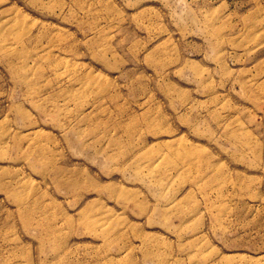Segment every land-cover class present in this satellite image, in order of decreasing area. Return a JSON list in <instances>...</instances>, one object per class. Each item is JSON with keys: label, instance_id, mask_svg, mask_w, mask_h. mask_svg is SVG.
I'll use <instances>...</instances> for the list:
<instances>
[{"label": "rangeland", "instance_id": "374dc122", "mask_svg": "<svg viewBox=\"0 0 264 264\" xmlns=\"http://www.w3.org/2000/svg\"><path fill=\"white\" fill-rule=\"evenodd\" d=\"M0 264H264V0H0Z\"/></svg>", "mask_w": 264, "mask_h": 264}]
</instances>
